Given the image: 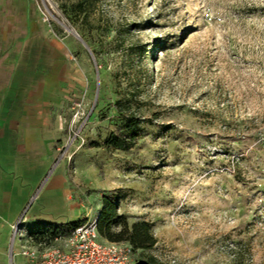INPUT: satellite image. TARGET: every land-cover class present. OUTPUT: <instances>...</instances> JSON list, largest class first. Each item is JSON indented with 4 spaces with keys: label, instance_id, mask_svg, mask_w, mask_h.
Segmentation results:
<instances>
[{
    "label": "rangeland",
    "instance_id": "1",
    "mask_svg": "<svg viewBox=\"0 0 264 264\" xmlns=\"http://www.w3.org/2000/svg\"><path fill=\"white\" fill-rule=\"evenodd\" d=\"M32 2L70 75L53 156L32 144L2 174L1 264L57 247L110 193L157 240L131 264H264V0ZM120 114L141 120L127 151L103 147Z\"/></svg>",
    "mask_w": 264,
    "mask_h": 264
},
{
    "label": "crops",
    "instance_id": "2",
    "mask_svg": "<svg viewBox=\"0 0 264 264\" xmlns=\"http://www.w3.org/2000/svg\"><path fill=\"white\" fill-rule=\"evenodd\" d=\"M67 63V48L39 21L32 0H0V180L5 168L15 172L22 160L32 162L25 151L32 144L53 156L56 113L70 75ZM13 193H3L1 201L10 203ZM8 217L1 232L5 241L21 218L19 213ZM5 248L0 246V261Z\"/></svg>",
    "mask_w": 264,
    "mask_h": 264
},
{
    "label": "trees",
    "instance_id": "3",
    "mask_svg": "<svg viewBox=\"0 0 264 264\" xmlns=\"http://www.w3.org/2000/svg\"><path fill=\"white\" fill-rule=\"evenodd\" d=\"M120 111L119 102H116ZM120 136H111L103 142V147L127 151L136 144L137 131L140 125L138 118L133 115L120 114ZM102 209L97 218L99 236L108 242L127 243L133 251H147L152 249L157 240L153 235L152 226L144 220L129 224L123 215H119L116 207V198L112 193L102 194ZM73 227L79 223H73Z\"/></svg>",
    "mask_w": 264,
    "mask_h": 264
},
{
    "label": "built area",
    "instance_id": "4",
    "mask_svg": "<svg viewBox=\"0 0 264 264\" xmlns=\"http://www.w3.org/2000/svg\"><path fill=\"white\" fill-rule=\"evenodd\" d=\"M97 220L77 226L60 244L41 253H23L29 264H131L132 247L127 243L99 240Z\"/></svg>",
    "mask_w": 264,
    "mask_h": 264
}]
</instances>
